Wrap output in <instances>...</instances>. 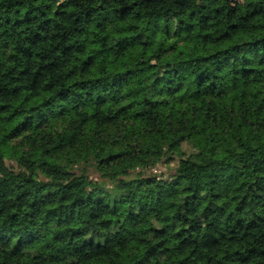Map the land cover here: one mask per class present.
Masks as SVG:
<instances>
[{
	"label": "trees",
	"instance_id": "obj_1",
	"mask_svg": "<svg viewBox=\"0 0 264 264\" xmlns=\"http://www.w3.org/2000/svg\"><path fill=\"white\" fill-rule=\"evenodd\" d=\"M141 4L147 14L138 10ZM8 8L14 10L15 15L0 16V170L8 172V178L0 181V203L6 205L0 209V214L7 211L8 205L23 209L26 204L35 208L39 203L58 224L66 222L65 226L74 233L79 231L71 228L75 212L90 203L107 207L106 190L94 189L87 197L73 200L71 194L88 177L81 176L78 182L61 186L58 181H48L47 175L62 172L64 176H75V172L62 171L58 161L67 160L79 169L81 166L76 160L89 145L98 142L100 134H115L117 129L109 126L116 118L125 121L122 125L125 132L142 129L148 137L146 143H151L153 131L156 137L164 139V127L150 129L143 127L142 122L154 123L150 119L154 109L169 105L162 101L137 100L142 89L135 85L141 75L150 70L155 76L152 87L156 88L160 84L174 83L171 76L173 72L179 74L176 67L179 64L192 63L193 60L208 64L222 54L245 48L249 53L264 54V0H247L246 7L241 0H206L200 4L195 0H27V3L17 0L14 7L8 5ZM151 9H159L156 15L165 21L176 20L179 30L169 25L163 32L150 31L149 26L153 23ZM184 15L188 16L187 21L182 18ZM194 34H198L202 46L215 45V51L205 55L202 47L193 55ZM165 56L168 62L161 65L159 61ZM138 57L148 64L146 69L134 71L126 67L127 61ZM262 69L264 60L259 63L245 61L244 75L235 73L244 81L242 86H235L230 93L219 90L210 93L212 99L207 103L197 96L194 106L177 105L174 111L167 113L173 121L181 124L187 117L192 122V131L199 130L200 141L205 144L209 139L219 140L223 145L233 141L238 145L240 141L247 144L251 140L254 141L251 153H260L251 165H244L245 171L251 167L255 179L253 183H244L235 189V193L246 189L242 199L232 193L231 184L243 179L245 171H241L237 178L228 174L233 167L229 165L227 169H221V175L210 177L212 199L227 201L231 195L235 212L228 214L227 207L219 204L216 209L204 210L206 220L211 219L217 210L222 215L228 214L230 222L235 219V227L228 236L213 237L208 244L212 247L237 245L233 255L239 257L241 264L264 260V252L260 249H247L245 254L238 248V230L246 237L254 226H258L257 219L264 221V217H259L245 223L243 218L250 203L257 204L264 199L261 196L264 193V175H261L264 173V152L255 146L258 138L253 137L254 130L258 133L264 127V91H261L264 79L257 75ZM162 70L163 76L160 75ZM105 81L109 85L104 88L107 95L93 99L87 86ZM73 89H77L75 94ZM158 94H165V90L160 89ZM167 94H173L171 87L167 88ZM125 99L130 102L123 103ZM54 101H57L55 105ZM68 101H71L70 107L61 106L60 102L66 104ZM114 105H122L116 109L115 117L102 116L103 110L112 111ZM141 105L145 110L136 111ZM54 107L58 111H54ZM20 137L28 141L27 145L24 141L20 144L29 154L28 159L23 154L17 155L10 147V141ZM185 146L191 151L197 144ZM113 155L123 154L116 152L107 159H112ZM53 156L55 160L50 159ZM39 159L44 163H38ZM46 165L50 173L42 171ZM13 169L15 173L10 171ZM33 169H40L41 174L37 176ZM183 179L172 180L167 191L169 199L173 195L183 196V207L187 208L190 201L199 197L190 187L181 191ZM18 180L22 182L16 183ZM155 181L156 175H149L141 185L145 182L155 184ZM163 183L168 185L167 180ZM218 188H223V192L217 191ZM36 193L41 194L39 202L33 199ZM12 197H15V203ZM29 200L31 204H28ZM164 203L158 196L161 208ZM173 210L165 208L164 212ZM151 212L153 222L164 225H144L153 233V240L148 242L151 247H146L143 240L130 241L123 247L116 245L94 256L96 264H144L148 257H152L156 264H196L185 252L196 244L192 235L203 231L204 225L189 224L190 216L179 211L164 215L154 208ZM237 213L240 218H236ZM17 215L13 213L10 219H17ZM181 223L189 226L179 229ZM207 227L211 229L213 225L210 223ZM141 252L143 258H138L137 253ZM195 254L192 252V256ZM228 259L224 255L223 259L215 260V264H224ZM209 264H212L211 259Z\"/></svg>",
	"mask_w": 264,
	"mask_h": 264
},
{
	"label": "clouds",
	"instance_id": "obj_2",
	"mask_svg": "<svg viewBox=\"0 0 264 264\" xmlns=\"http://www.w3.org/2000/svg\"><path fill=\"white\" fill-rule=\"evenodd\" d=\"M202 2H206V0H195L196 4ZM16 3L17 0H0V5H3L0 7V16L6 14L14 16V10H9L8 5L14 7ZM241 3L246 7L247 0H241ZM138 10L147 14L143 4ZM150 11L153 22L149 26L150 31L163 32L169 25L173 29L179 30L176 20L165 21L163 18H159L156 15L159 9ZM182 18L188 20L187 15ZM188 22L192 23V21ZM192 39L195 44L193 55L200 52L202 47V54L205 55H211L215 51V45L212 47L202 46L198 34H194ZM260 60H264V54L256 51L249 53L247 48L222 54L208 64L193 60L192 63L176 65L179 74L172 73L171 78L174 81L172 85L164 83L156 88L152 87L155 76L150 70L146 71L138 78L135 85L137 89H142L136 97L137 100L162 101L167 102L169 106L155 108L154 115L150 118L155 122L151 123L149 120H145L142 122L143 127L150 129L164 127V139L156 137L155 131H153L151 143H146L148 137L144 135L142 129L125 132L122 127L125 121L116 118L109 126L117 129L115 134H100L98 142L95 145H89L87 151L82 152L76 160V164L81 166L79 169L75 164L68 163L67 160L58 161L62 165V171L75 172L76 175L64 176L62 172L56 175L48 174V181H58L63 186L78 182L81 176L88 177V180H85L80 187L74 190L71 198L75 200L81 196L87 197L94 189H105L107 207L104 205L94 206L91 203L82 206L75 212V221L71 225L72 229L79 230L74 233L65 226L66 222L61 221L58 224L57 220L49 216L47 209L40 207L39 203L35 208L26 204L23 209H20L19 206L14 209L8 205L7 211L0 214V264H96L94 256L104 250L112 249L116 245L123 247L130 241L143 240L146 247H151L148 242L153 240V233L148 232L147 227L164 226L153 222L154 215L151 209L154 208L159 209L160 212H164L165 208H174L173 211L164 212V215H173L174 211H179L186 217L190 216L189 224L204 225L203 231L192 235L196 244L185 252V255L191 256L192 261H196V264H209V259L212 260V264H215V260L223 259L224 255L229 257L224 261V264H241L239 257L233 255L237 245L212 247L208 244L213 237L228 236L232 228L235 227V219L231 222L228 219V214L235 212L231 195L228 196L227 201H214L211 196L210 177L214 178L213 174L221 175V169H227L229 165H232L228 174L238 178L239 173L245 171L244 165L246 163L251 165L260 153L254 155L251 153L250 149L254 143L251 140L247 144L240 141L238 145L233 141L223 145L219 140L209 139L205 144L200 141L199 130L192 131V122L187 117L181 124L173 121L171 117L167 116V113L174 111L177 105L194 106L197 96L207 103L212 99L210 93H215L217 90L223 93L232 92L235 86H242L244 83L242 79L235 76V73L240 72L242 76L244 75L242 69L245 66V61L259 63ZM167 62V56L159 61L161 65ZM160 75H164V70L160 71ZM257 75L264 79V69ZM108 86L105 81L101 84L89 85L87 89L92 91L93 99H95L96 96L107 95L104 88ZM168 87L173 89L172 95L167 94ZM160 89H164L165 94H158ZM76 91L77 89H73V94ZM128 102L130 101L127 99L123 101V103ZM56 103L57 101H54V105ZM60 103L61 106H71V101L66 104ZM120 106L122 105L112 106V111L103 110L101 112V109H96V111L101 112L102 116L115 117L116 109ZM144 110L143 105L136 109V111ZM54 111H58V109L54 107ZM253 137L258 138V143L255 146L260 147L261 152H264V127H261L258 133L254 130ZM21 141H24L25 145L28 144V141L20 137L11 140L10 147L17 155L23 154L28 159L30 158L29 154L20 147ZM193 143L197 146L191 151L184 149L183 145ZM226 149H230V151H226ZM116 152L123 155H113L112 159H107L108 155ZM64 156H68V153H64ZM50 159L55 160L56 157L53 156ZM38 163L43 164V159H39ZM161 166L162 174L152 172L154 167ZM10 171L15 173L14 169ZM33 171L37 176L41 174L40 169H33ZM42 171L44 173L51 172L47 165ZM251 174L252 169L249 167L245 171L243 179H237L231 184L232 193H235V189L239 188L241 184L253 183L255 177ZM149 175H156L155 184L149 185L145 182L141 185V181H146ZM177 177H184L181 191L183 188L190 187L196 190L199 197L198 200L190 201L187 208L183 207V196L173 195L170 199L168 198L167 189L171 185V181ZM7 178L8 172L0 170V181ZM165 180L168 181V185H164ZM21 182L20 180L16 181V183ZM157 185L160 187L158 188ZM217 191L223 192V188H218ZM245 191L246 189H243L235 194L242 199ZM33 192L35 193V189ZM158 196L165 201L163 208L158 204ZM261 196L264 197V193H261ZM33 199L39 202L41 194L36 193ZM11 200L15 203V197H12ZM31 203L32 201L29 200L28 204ZM236 203H239V200ZM217 204L227 207L228 214L222 215L217 210L211 219L206 220L204 210L206 208L216 209ZM5 207L4 203H0V209ZM13 213H18L15 220L10 219ZM28 213H31V216ZM259 217H264V199H261L257 204L250 203L243 218L247 223ZM236 218H240V214L237 213ZM210 223L213 225L211 229L207 227ZM145 224L147 227L144 226ZM257 225L246 237L238 230L240 252L247 254V249H260L264 252V221L257 219ZM188 226L181 223L179 229ZM28 233L34 235L30 237ZM172 234L174 235V233ZM17 241H19V246ZM205 244H208V247H205ZM192 252L196 253L195 256H192ZM137 256L143 258L142 252L137 253ZM144 264H156V262L152 257H148L144 260ZM253 264H264V260L257 259Z\"/></svg>",
	"mask_w": 264,
	"mask_h": 264
},
{
	"label": "rangeland",
	"instance_id": "obj_3",
	"mask_svg": "<svg viewBox=\"0 0 264 264\" xmlns=\"http://www.w3.org/2000/svg\"><path fill=\"white\" fill-rule=\"evenodd\" d=\"M98 4H101L99 1ZM133 69L134 71H142L148 67V64L143 58L138 57L137 59L134 60H129L126 63V67ZM186 151H189V148L185 146L184 148ZM152 172L155 174H162V166L161 167H156L155 169H152Z\"/></svg>",
	"mask_w": 264,
	"mask_h": 264
}]
</instances>
